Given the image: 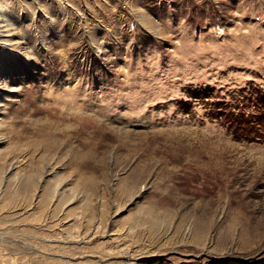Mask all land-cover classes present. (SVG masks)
I'll use <instances>...</instances> for the list:
<instances>
[{"label":"rangeland","instance_id":"1","mask_svg":"<svg viewBox=\"0 0 264 264\" xmlns=\"http://www.w3.org/2000/svg\"><path fill=\"white\" fill-rule=\"evenodd\" d=\"M0 264H264V0H0Z\"/></svg>","mask_w":264,"mask_h":264}]
</instances>
